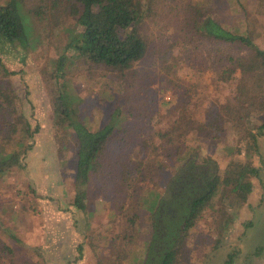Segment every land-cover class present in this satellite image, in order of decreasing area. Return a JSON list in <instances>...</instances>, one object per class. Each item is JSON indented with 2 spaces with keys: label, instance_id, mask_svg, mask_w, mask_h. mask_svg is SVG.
I'll return each instance as SVG.
<instances>
[{
  "label": "rangeland",
  "instance_id": "obj_1",
  "mask_svg": "<svg viewBox=\"0 0 264 264\" xmlns=\"http://www.w3.org/2000/svg\"><path fill=\"white\" fill-rule=\"evenodd\" d=\"M141 1L144 59L121 71L69 51L61 91L53 73L76 26L69 0H24L31 40L25 60L0 42L1 60L16 72L6 76L0 65V88L12 89L25 116L41 125L26 168L0 178V264H159L158 254L173 244L174 264H264V135L258 152L247 154V135L258 132L264 112V73L244 74L236 65L238 57L249 56L243 47L194 31L196 15H205L264 48V0ZM237 96L249 104H239ZM63 99L93 131L111 121L118 104L125 110L127 134L103 151L84 196L87 209L73 204L78 146L60 111ZM251 110L252 117L239 119ZM15 116L8 112L11 120ZM165 130L171 134L163 138ZM190 153L200 163L214 159L221 179L231 162L250 161L259 175L251 177L244 204L222 186L186 233L160 226L152 235L151 206L172 196L166 185L178 171L176 157ZM144 157L150 166L128 179L131 161ZM181 198L172 202L183 204Z\"/></svg>",
  "mask_w": 264,
  "mask_h": 264
},
{
  "label": "trees",
  "instance_id": "obj_2",
  "mask_svg": "<svg viewBox=\"0 0 264 264\" xmlns=\"http://www.w3.org/2000/svg\"><path fill=\"white\" fill-rule=\"evenodd\" d=\"M23 2L24 0H8L6 3H0V42L7 44L9 52H14L20 59L25 60L31 50V40L22 11ZM69 14L75 19L76 26L69 36L64 54L55 61L53 73L60 91L66 88L65 67L66 60L70 56L69 51H72L73 57L121 71L130 69L146 56L147 42L140 28L146 17V11L141 0H69ZM195 18L194 31L197 34L213 41L238 44L249 51L248 58L236 59V65L244 74L264 73V48H261L251 35L235 32L209 16L196 15ZM3 45H1L2 49ZM0 63L4 75L16 74L5 66L1 57ZM237 99L239 104L245 101L239 96ZM69 103V100H64L59 105L60 111L75 132L78 146L77 194L73 204L85 209L84 196L88 187L91 190V185L94 183V175L100 166L103 151L108 148L113 138L127 134L124 123L126 116L125 110L118 104L111 121L93 131L78 117L75 107L72 104L69 106ZM244 103L249 104L248 101ZM250 106H254V103H250ZM262 109L264 110V103ZM8 112L10 115L16 114L15 120L7 117ZM252 112L251 110L249 114L238 117L239 119L252 117ZM0 114V133L4 134L0 143V178H5L15 168H26L28 152L35 147L34 137L40 131L41 125L25 116L20 98L12 93V89L0 88ZM233 115L236 116L237 113ZM260 121V124L258 122L255 125L258 132L251 130L247 135L249 138L247 151L251 152L247 154L253 155L258 152V137L264 135V112ZM170 134L169 130L159 133L163 138L169 137ZM169 142H172L171 139ZM175 161L178 171L171 176L166 185V191L170 190L172 196L165 197L166 201H161L159 205L151 206L152 235L160 233V226L162 230L177 232L176 235H179L180 231L186 233L222 186L228 188L232 196L244 204L253 189L251 177H257L260 171L259 167L250 161L231 162L221 179L219 166L212 158H204L200 163L198 157L190 153L186 158L178 155ZM140 166H150L147 157L131 161V169L127 171L128 179L135 178L134 170H143L144 174L145 169ZM131 182L128 183L129 186H132ZM117 183L118 179L116 185ZM175 195L182 196L183 204L181 200L175 203L176 205L172 202ZM180 206H185L186 210L183 208L178 210ZM183 219L185 222L182 221ZM180 221L181 223L177 224ZM161 245L164 247V244ZM174 247L177 248V245H169L165 253L158 254L159 264L175 263ZM77 250L83 254L84 243H80Z\"/></svg>",
  "mask_w": 264,
  "mask_h": 264
}]
</instances>
